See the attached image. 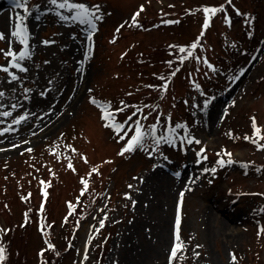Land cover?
I'll list each match as a JSON object with an SVG mask.
<instances>
[{"label": "rangeland", "instance_id": "rangeland-1", "mask_svg": "<svg viewBox=\"0 0 264 264\" xmlns=\"http://www.w3.org/2000/svg\"><path fill=\"white\" fill-rule=\"evenodd\" d=\"M0 2V32L11 39L15 15L23 12L13 8L12 0ZM74 2L100 5L102 19L91 41L85 26L62 24L52 12L34 18V23L25 21L32 58L23 62L29 71L17 74L23 87L32 90L29 100H24L19 82L8 84L7 74L0 72V90L6 93L0 103L23 105L11 117H0V128L29 113L26 121L13 125L16 131L0 136V229L11 227L7 235L0 233V241L11 254L22 252L27 264H169L179 205L184 247L172 264H264V149L258 148L264 144V0ZM35 5L42 12L48 7L46 0H29V7ZM141 6L139 27L131 26ZM221 6L224 11L211 16L201 36L203 8ZM45 40L54 43L46 46ZM197 40L193 57L181 64L179 57L185 54L179 48L188 49ZM12 47L17 52L22 48L15 41ZM89 47V59L84 60ZM0 49H8L6 40L0 41ZM0 65H7L2 53ZM135 85L142 89L133 95L128 91ZM118 92L127 100L138 94L152 98L146 104L154 101L155 110L145 108V115L151 111L145 122L157 123L159 117L158 135L169 125L181 124L176 130L180 137L201 143L161 144L162 155L151 157L139 149L118 155L125 142H118L89 102L94 97L112 104ZM207 100L211 102L205 108ZM202 148L205 152L198 156ZM226 152L233 163L221 166V158L229 159ZM69 161L75 171L67 167ZM93 167L99 174L89 176ZM158 169L173 179L186 171L192 180L172 191L162 258L142 255L154 242L158 207L168 191L167 184L153 179ZM81 178L88 180L83 196ZM45 191L46 211L41 212ZM69 204L74 206L71 211ZM49 244L54 247L49 249Z\"/></svg>", "mask_w": 264, "mask_h": 264}, {"label": "snow or ice", "instance_id": "snow-or-ice-1", "mask_svg": "<svg viewBox=\"0 0 264 264\" xmlns=\"http://www.w3.org/2000/svg\"><path fill=\"white\" fill-rule=\"evenodd\" d=\"M47 2V9L46 11H41L39 5H35L33 7H29V0H12V5L14 9H20L23 12V15H21L20 12H17L15 15V23L14 28L10 31V37L6 36L3 32H0V41L6 40L8 43V49H0V53L4 55V57L7 60V65H0V72H3L7 74L8 84H12L13 82H19V87L23 89L24 94V100H29L30 96L28 95L31 93V89L27 87H23V79L20 75L17 73H27L29 71V68L24 65L23 62L31 60L32 58V52L30 50V33L27 24L25 21L32 16L33 12L36 13L35 19L40 20L41 16H46L48 12H52L58 20L62 24H78L81 26L86 27L87 31V40L91 41L93 38V35L97 31V21H100L102 19V16L100 13V5H92L89 6L82 2H74V0H46ZM232 0H227L228 4H231ZM144 11L143 6L140 7V9L134 13V15L131 18V26L139 27L137 24V17L140 16L141 12ZM224 8L223 6L217 8V7H204L203 12L205 13V22L202 26V32L201 36L204 34V30H206L210 25V19L211 16H215L217 12H223ZM238 15H242L241 13L237 12ZM166 23H174L178 21H165ZM225 22L230 24V21L227 17H225ZM250 23V20H249ZM121 28L124 27V25L120 26ZM120 31V28L117 29V32ZM13 41L19 43L22 48L19 52L15 51L12 47ZM114 42V41H113ZM44 45H49L50 43H54V41H42ZM199 43V40L197 42H193L190 46V48L186 49L184 47L179 48L180 53H184L185 55H181L179 57V62L182 64L186 59L193 57V51L197 48ZM171 47V46H170ZM89 52H91V48L89 47L88 52H85L84 54V60L89 59ZM198 62L201 61V57H194ZM45 63H48L47 61ZM83 64V61L80 62ZM171 63V62H169ZM203 63L206 64L210 69L212 68V65L208 63L206 59H203ZM12 69H15L16 71H12ZM79 71L83 72V68L78 69ZM179 69H176L178 71ZM172 76L175 75V71L171 73ZM240 75H243V72L240 73ZM170 79V77H169ZM234 79H239V76L235 77ZM53 82L49 80V84L51 85ZM152 87V86H149ZM168 82L166 81L162 88L163 90H167ZM199 87V85H197ZM15 92V89H13ZM47 91H51V89H47L46 91H42L40 93L41 96H45ZM91 91V90H89ZM6 93L2 90H0V100H3ZM163 98V97H161ZM89 102L96 106L100 112H101V120L105 122L104 126L106 128H110L116 137L118 138V142L124 141L123 147L121 150L117 153L120 156H125V154H130L136 151L137 149L142 150L151 157L153 153H160V146L161 144H169L174 145L176 140H180V143L183 144L187 142L188 144H191L195 142L196 144H200L201 141L195 140L189 138L188 136L180 137L176 130L183 128L184 126L181 124H176L175 127H172L171 125L167 126L159 135H157V125L159 124V117L157 119V123L147 125L145 126L142 124V120H147L148 116L151 115V111H154L155 108L150 105H143L142 107H138L135 105H127L123 101H121V107L115 110H112L111 103L110 102H101L95 99L94 97H90ZM210 100H207L205 102L204 107L206 108L208 103H210ZM22 104L18 103H11L10 105H5L3 103H0V117H11L13 115V111L17 110L18 107H22ZM5 107L10 108L8 111H4ZM132 107L135 110L132 112L130 116L127 117V119L123 122H117L116 115L117 113H122L126 110V108ZM144 108H149L151 111L147 115L144 114ZM32 115H35L32 113ZM133 117H136L135 120H133ZM29 118V113L25 112L24 114L20 115L18 118H15L12 120L10 124H8L4 128H0V136H3L5 133L16 131L17 129L13 128V125H20L22 122L26 121ZM40 119H43V117H40ZM4 123V121L0 120V124ZM253 128L254 131L259 132V129L256 127V120L255 118H252ZM129 132L132 133L131 136H129ZM33 135L36 133L33 132ZM245 139H249L248 137H245ZM260 139H264V137H260ZM28 141H25L27 143ZM150 142V143H149ZM253 143H257V139H252ZM14 147H18V145H13ZM70 147V146H69ZM258 148L264 149V144H258ZM150 149V150H149ZM26 151L31 152L32 149L28 148ZM72 151H75V149H72ZM205 150L202 148L200 150V153H198V156L203 154ZM219 155V154H218ZM226 156L229 157L227 161H225L223 158H221L218 161V164L223 166L225 163L232 164L233 161L231 160V153H225ZM84 159V162L87 163V159L85 157H82ZM165 160H167V157H164ZM203 159H207L206 156H203ZM105 163H111V161H105ZM67 167L75 171V168L73 167L71 161H69ZM205 172L209 171L208 169H204ZM212 172H215L216 169H211ZM93 173L99 174V169L96 167H93L91 171L89 172V176H91ZM177 176H179V173H176ZM44 181H41V184H44ZM81 183L83 185V189L81 191V195L83 196L85 191L88 190V180L81 178ZM132 185H129V188H131ZM190 190V189H189ZM31 194H29L30 196ZM42 196L46 199L47 198V192H42ZM184 192L180 193V204L183 202ZM125 198L131 199L130 196H126ZM23 199L27 200V197H24ZM133 206H135V201H133ZM73 205L69 204V209H73ZM41 212L44 210V204L42 202L41 204ZM27 217V213L25 214ZM106 218V217H105ZM180 224H181V217H180V206L177 207V213L175 218V232H174V243L170 250L169 254V264H172L174 260L178 258V253L183 251V242L180 240L179 231H180ZM101 227L104 226L103 220L100 224ZM8 229H0V233L6 234ZM41 231L43 232V228H41ZM261 232H264V229L261 230ZM260 234V233H258ZM54 246L49 244L48 248L52 249ZM197 247H200L197 245ZM43 254V250L41 255ZM198 256L199 253H196ZM84 259H87V252L84 254ZM231 259L233 262L236 260V256L234 254L231 255ZM7 260L6 255V248L4 246V242L0 241V264H4V261Z\"/></svg>", "mask_w": 264, "mask_h": 264}, {"label": "bare ground", "instance_id": "bare-ground-1", "mask_svg": "<svg viewBox=\"0 0 264 264\" xmlns=\"http://www.w3.org/2000/svg\"><path fill=\"white\" fill-rule=\"evenodd\" d=\"M2 3V2H0ZM10 7L11 5L6 2ZM6 3H3V6L6 5ZM12 10V9H11ZM35 12H33L32 16H30L28 18L29 23H34V18H35ZM9 21L6 19V25H9ZM213 116L210 117V121L209 124L212 125V118ZM153 179L158 181L160 184L165 185L167 184V193L164 196L165 198L162 199L161 205H159L158 208L160 209V218L159 220L155 223V225L153 226V230L152 232L154 233V242H152L144 251V253H142V255H150L152 254L153 256H158L162 258V253L164 252V247H165V243L168 240V223H167V211L169 210V206H170V199H171V195H172V191L175 187V185L177 184H191L192 180L188 178V174L185 171L183 176L181 175V177H179L178 179H173L172 177H170L169 174H167L165 171L158 169V171L156 170V172L153 174ZM171 241H170V245H171ZM168 246V245H167ZM173 246V245H172ZM171 246V247H172Z\"/></svg>", "mask_w": 264, "mask_h": 264}, {"label": "trees", "instance_id": "trees-1", "mask_svg": "<svg viewBox=\"0 0 264 264\" xmlns=\"http://www.w3.org/2000/svg\"><path fill=\"white\" fill-rule=\"evenodd\" d=\"M134 88L136 89V92H134ZM134 88L132 90L128 91V92H133L134 93L133 95H135V94H137V92H139L138 91L139 89H142V86L135 85ZM111 98H112L111 101L113 102V104H115L114 109H118V108L121 107V101H123L125 104L130 105V106L131 105H135V106H138V107H142L143 105H147L146 104V99H149V98L152 99L151 97H145V95H143V94L142 95L138 94V97L127 100V98L122 94V92H118V95L112 96ZM148 104L149 105L152 104L150 106H154L155 102L151 101ZM134 110H135L134 108L128 107V108H126V110L124 112L117 113L118 114L117 116H119L120 118L129 116V115L132 114V112ZM144 111H145V108H144ZM143 122H145V120H143ZM67 201H70V200H67ZM46 202H47V199L45 201V204H46ZM45 204H44L43 212L46 211V209H45L46 205ZM10 229H11V227L8 228V230H10ZM42 233H44V232H42ZM6 235H7V233H6ZM4 246L6 248V255H7V260L4 261V264H27V261H26V259L24 257V254L22 252H18V255H13V254L10 253L9 247L6 246L5 243H4ZM36 251L40 253V251H41L40 250V246L36 249ZM37 256H38V254H37Z\"/></svg>", "mask_w": 264, "mask_h": 264}]
</instances>
